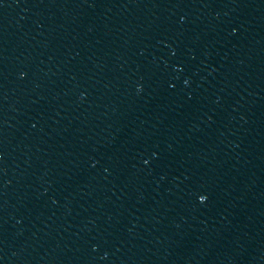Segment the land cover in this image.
I'll use <instances>...</instances> for the list:
<instances>
[{"label":"water","instance_id":"95a60500","mask_svg":"<svg viewBox=\"0 0 264 264\" xmlns=\"http://www.w3.org/2000/svg\"><path fill=\"white\" fill-rule=\"evenodd\" d=\"M0 264H264V0H0Z\"/></svg>","mask_w":264,"mask_h":264}]
</instances>
